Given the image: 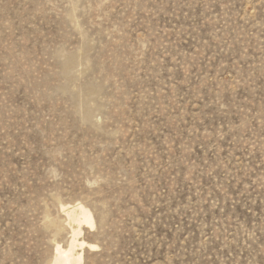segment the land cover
Wrapping results in <instances>:
<instances>
[{
    "label": "rangeland",
    "instance_id": "374dc122",
    "mask_svg": "<svg viewBox=\"0 0 264 264\" xmlns=\"http://www.w3.org/2000/svg\"><path fill=\"white\" fill-rule=\"evenodd\" d=\"M79 228L82 264H264V0H0V264Z\"/></svg>",
    "mask_w": 264,
    "mask_h": 264
},
{
    "label": "bare ground",
    "instance_id": "6f19581e",
    "mask_svg": "<svg viewBox=\"0 0 264 264\" xmlns=\"http://www.w3.org/2000/svg\"><path fill=\"white\" fill-rule=\"evenodd\" d=\"M68 217L71 220L76 221V223L77 222L86 223L87 227L88 225L91 227L95 226V220L92 211L81 203L79 205H76L72 209L68 210ZM81 229L80 228L79 230L73 229L72 239L68 247L65 248L61 243L57 244L56 247L57 256L54 264H82L84 250L81 252H77L76 248L81 247L82 249H84L86 246H89V248L96 247L93 244L87 243L85 240L79 239Z\"/></svg>",
    "mask_w": 264,
    "mask_h": 264
}]
</instances>
